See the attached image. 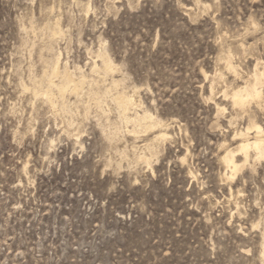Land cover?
<instances>
[{
	"label": "rangeland",
	"instance_id": "374dc122",
	"mask_svg": "<svg viewBox=\"0 0 264 264\" xmlns=\"http://www.w3.org/2000/svg\"><path fill=\"white\" fill-rule=\"evenodd\" d=\"M262 68L264 0H0V264H264Z\"/></svg>",
	"mask_w": 264,
	"mask_h": 264
},
{
	"label": "bare ground",
	"instance_id": "6f19581e",
	"mask_svg": "<svg viewBox=\"0 0 264 264\" xmlns=\"http://www.w3.org/2000/svg\"><path fill=\"white\" fill-rule=\"evenodd\" d=\"M58 60V59H57ZM104 63V62H103ZM106 63V62H105ZM109 63V62H108ZM56 64H57V62H56ZM55 64V65H56ZM110 64V63H109ZM108 64V65H109ZM103 65H105V64H103ZM60 66V65H59ZM106 66H107V64H106ZM54 67H56V66H54ZM95 67V66H94ZM107 67H109V66H107ZM106 67V68H107ZM59 67H57V71H56V75H58V73H59V69H58ZM110 68H111V66H110ZM95 69H97L98 70V68L97 67H95ZM104 69V68H103ZM263 69V68H262ZM54 70V69H53ZM56 70V69H55ZM66 70V69H65ZM107 70V69H106ZM105 70V71H106ZM114 70V69H113ZM261 70V69H260ZM64 71V70H63ZM93 71V70H92ZM108 71H109V68H108ZM52 72H54V71H52ZM63 73H65V71L63 72ZM53 74V73H52ZM51 74V75H52ZM66 74V73H65ZM50 75V76H51ZM60 75V74H59ZM67 75V74H66ZM253 76V75H252ZM53 77H54V75H53ZM57 77V76H56ZM56 77H55V79H56ZM67 77V76H66ZM69 77V76H68ZM64 78V77H63ZM82 78V77H81ZM52 79V78H51ZM54 79V80H55ZM65 79V78H64ZM68 79V78H67ZM70 79V78H69ZM73 79V78H72ZM53 80V79H52ZM51 80V82H53ZM60 80V79H59ZM84 80H85V78H84ZM74 81V80H73ZM50 82V83H51ZM56 82V81H55ZM58 82V81H57ZM77 82H78V80H77ZM83 81H81V83H82ZM80 83V84H81ZM116 84V83H115ZM53 85V84H52ZM67 85H68V82H67ZM77 85V84H76ZM82 85H83V83H82ZM72 86V85H71ZM264 87V69H263V71L262 72H260L259 71V69H256V71H255V74H254V83H248L245 87H240V88H237L232 94H231V96H230V98H231V100L233 101V104H234V108H239L241 111H242V113L243 114H248L247 116L249 117L248 119L250 120V119H252V116L249 114V112H250V107L249 106H251L250 104L252 103V102H255L256 104H258L259 106H262L263 105V103H264V94H263V90H262V88ZM77 88H80V87H70L69 85H68V87H63V88H61L60 89V91H62V93L65 95V93L66 92H68L69 90H74L75 92H76V90H77ZM58 91V90H57ZM75 92H73L74 94H75ZM47 93H49V92H47ZM61 93V92H60ZM225 93V92H224ZM62 94V96H64ZM72 94V93H71ZM70 94V95H71ZM77 94H78V92H77ZM76 94V95H77ZM37 95V94H36ZM35 95V96H36ZM60 95V94H59ZM134 95V94H133ZM61 96V95H60ZM61 96V97H62ZM47 97H49V96H47ZM118 97V99L116 100V102L118 101L119 103H117V105L118 104H120L122 107H123V109L122 110H124V108L125 109H129V108H133L134 106H136V102L134 101V99H133V97L131 98H127V97H121L120 96V98H119V96H117ZM116 97V98H117ZM129 97V96H128ZM225 98L226 97H228V95L227 94H225V96H224ZM45 98H46V96H45ZM51 98V97H50ZM66 99V98H65ZM50 101H51V99H50ZM52 102V101H51ZM50 102V103H51ZM253 104V103H252ZM255 104V105H256ZM258 105H257V108H260V107H258ZM138 106V105H137ZM264 106V105H263ZM121 107V108H122ZM140 107V106H139ZM249 107V108H248ZM135 108V107H134ZM133 108V109H134ZM137 108V107H136ZM136 108H135V110H136ZM218 108V107H217ZM263 109H264V107H262ZM138 109V108H137ZM220 111H222L223 112V109H219ZM129 111V110H128ZM133 111V110H132ZM219 111V112H220ZM125 112H126V110H125ZM218 112V113H219ZM132 113V112H131ZM126 114H127V112H126ZM129 114V113H128ZM136 114V113H135ZM137 115V114H136ZM139 115V114H138ZM148 115V114H147ZM129 116V115H128ZM143 116H144V114H143ZM149 116V115H148ZM245 116V115H244ZM135 117V116H134ZM134 117L132 116V118L134 119ZM137 117V116H136ZM141 117V116H140ZM150 117V116H149ZM139 119V118H138ZM140 119H142V118H140ZM146 119H148V117H146ZM134 121V120H133ZM132 121V122H133ZM142 122L144 121V120H141ZM140 121V122H141ZM253 121V122H252ZM251 121V123H250V125H249V127L246 129V131L243 133H241L239 136H241V137H243V136H249L250 135V132L251 131H254L253 133L255 134V141L252 143H250L249 141H247V142H244V143H242L241 145H240V147H239V149H238V152L239 153H242L243 155H244V163L243 164H240L239 163V161L237 160V155H236V153L233 151V150H227V152H226V154H225V156L223 157V162H224V164L226 165V168H227V170L228 171H231V177H230V179L231 180H234V178H235V176L239 173V172H241L242 171V169L245 167V166H247L248 165V163H249V161H250V159H251V155H250V153H251V151L252 150H254L255 152H256V154H257V157H256V160H261V159H264V128L262 127V126H260L259 124H257V122H254V120H252ZM151 122V121H150ZM139 123V122H138ZM149 123V122H148ZM134 124V123H133ZM140 124V123H139ZM151 126H153V125H151ZM150 127V126H149ZM163 138V137H162ZM237 138V137H236ZM240 138V137H239ZM250 138H252V137H250ZM246 140V139H245ZM248 140V139H247ZM253 141V140H252ZM252 154V153H251ZM253 157V156H252ZM255 160V159H254Z\"/></svg>",
	"mask_w": 264,
	"mask_h": 264
}]
</instances>
